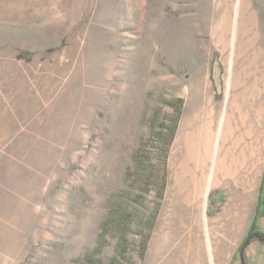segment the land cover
Returning <instances> with one entry per match:
<instances>
[{"label": "rangeland", "instance_id": "1", "mask_svg": "<svg viewBox=\"0 0 264 264\" xmlns=\"http://www.w3.org/2000/svg\"><path fill=\"white\" fill-rule=\"evenodd\" d=\"M219 1L0 0V264H89L124 243L126 264L181 255L182 126L203 102L224 117L231 104L239 42L223 52L212 31ZM234 1L236 21L250 24L244 56L262 65L264 0ZM261 191L264 161L236 239L217 231L232 246L223 264H243ZM231 194L228 183L212 188L211 219ZM258 242L246 264H264Z\"/></svg>", "mask_w": 264, "mask_h": 264}, {"label": "bare ground", "instance_id": "2", "mask_svg": "<svg viewBox=\"0 0 264 264\" xmlns=\"http://www.w3.org/2000/svg\"><path fill=\"white\" fill-rule=\"evenodd\" d=\"M219 2L214 13L218 12L220 17L215 20L212 31L223 42V52L228 51L233 35L239 42L234 73L227 81L232 95L230 110L224 117L223 108L209 100L198 106L193 118L189 115L191 120L182 126L178 143L180 170L174 188L178 200L186 206L183 219L186 237L179 249L181 255L169 264L224 263L232 246L217 231L236 239L243 226L245 208L253 202L264 161V63H259L258 54L252 55L253 59L244 56L242 42L247 39L250 24L249 19L236 21L238 4L234 0ZM220 183L231 185L232 194L224 218L211 219L207 214L208 196ZM228 220L232 222L231 227L227 226ZM166 243L168 247L163 246V251L169 249V242Z\"/></svg>", "mask_w": 264, "mask_h": 264}, {"label": "trees", "instance_id": "3", "mask_svg": "<svg viewBox=\"0 0 264 264\" xmlns=\"http://www.w3.org/2000/svg\"><path fill=\"white\" fill-rule=\"evenodd\" d=\"M175 127H176V123H174V125L169 129L170 132L168 133V136L170 137V140L174 136ZM259 198H260L259 199V208H258L257 214H256L255 218L253 219L247 234L245 235L244 239L242 240V242L239 246V252H240L243 264H246V251L245 250H246L247 246L254 240H258V241L264 243V231H261L258 228V218L262 214V207L264 204V202L262 201V191H261V195L259 196ZM143 245H144L143 247H145V243H143ZM101 246H99V247H101ZM122 246H123L122 249L121 250L119 249L116 252V254H114L113 256L108 258V260H105L103 257L98 256V257H94L92 259H89V264H126L125 255L128 252V243H124V244H122ZM99 252L101 253L102 249H100Z\"/></svg>", "mask_w": 264, "mask_h": 264}, {"label": "crops", "instance_id": "4", "mask_svg": "<svg viewBox=\"0 0 264 264\" xmlns=\"http://www.w3.org/2000/svg\"><path fill=\"white\" fill-rule=\"evenodd\" d=\"M262 201H264V200H262ZM261 246H262V244H260L258 241L253 242L250 246H248V249H247L248 255L254 253L255 250L260 249ZM249 256H253V255H249Z\"/></svg>", "mask_w": 264, "mask_h": 264}]
</instances>
